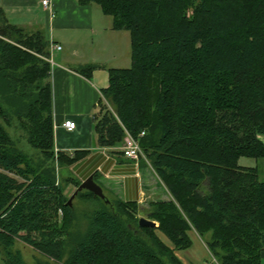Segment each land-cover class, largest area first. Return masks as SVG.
Listing matches in <instances>:
<instances>
[{
	"label": "trees",
	"instance_id": "16d2710c",
	"mask_svg": "<svg viewBox=\"0 0 264 264\" xmlns=\"http://www.w3.org/2000/svg\"><path fill=\"white\" fill-rule=\"evenodd\" d=\"M76 2L98 5L110 27L130 38V65L108 69V85L93 114L97 145L118 146L130 133L171 197L149 203L144 218L157 225L148 226L139 224L136 200L78 191L75 196L100 205L86 232L68 243L72 248L62 264H183L174 250L190 246L191 228L219 264H262L264 0ZM51 44L42 31L11 24L0 8L5 264H27L15 248L18 239L61 260L67 244L61 236L73 217L50 163L55 151ZM93 69L86 65L78 71L90 76ZM21 137L34 155L20 147ZM56 153L60 163L73 165L88 151ZM241 157L257 163L243 166ZM97 176L94 172L99 184ZM155 230L166 235L172 249Z\"/></svg>",
	"mask_w": 264,
	"mask_h": 264
},
{
	"label": "crops",
	"instance_id": "0c3cea01",
	"mask_svg": "<svg viewBox=\"0 0 264 264\" xmlns=\"http://www.w3.org/2000/svg\"><path fill=\"white\" fill-rule=\"evenodd\" d=\"M41 1L0 0V8L11 24L28 30L38 29L48 42L61 47L50 50L54 148L67 154L75 150L88 151L76 162L82 178L97 172L102 181L118 184L116 191L120 199L138 202L143 191L137 163L121 155V144L98 146L93 132V114L98 113L102 90L108 85V69L120 68L118 63L130 58V46L127 49L126 40L121 41L125 38L110 27L104 14H92L91 5H79L76 0H49L45 7ZM86 65L94 66L90 76L78 71ZM68 118L75 122L72 131L61 126ZM149 190L153 192V199H169L166 189L164 192L154 186ZM187 235L191 244L185 250L176 251L177 257L184 264H214L196 232L189 230ZM160 239L172 247L167 239ZM261 263L264 264V251Z\"/></svg>",
	"mask_w": 264,
	"mask_h": 264
},
{
	"label": "rangeland",
	"instance_id": "374dc122",
	"mask_svg": "<svg viewBox=\"0 0 264 264\" xmlns=\"http://www.w3.org/2000/svg\"><path fill=\"white\" fill-rule=\"evenodd\" d=\"M91 8H92V14H103L98 5L92 4ZM119 32L120 33H117V34H122L121 36L125 38V39H121V41L125 42V40H126L127 49H129L130 38H129L128 32L127 31H119ZM49 58H51V56ZM118 64L121 65L120 68L128 67L130 65L129 56H128L126 62H120ZM7 129L9 130V132L12 133L11 128L7 127ZM21 131L22 130H20L18 132V134H22ZM259 137H261L260 139L264 142V136H259ZM20 144H21L20 147H22L23 150H25L29 154H32V155L35 154V153H33L35 151L30 147V145H28L26 143L24 137H21V143ZM57 151L58 150L54 151V155L52 156L53 160L51 159L50 163H53V165L55 167L54 168L55 169V171H54L55 183L59 184L61 186V188L63 189V195L65 196V198L68 201L70 199V197L73 195V193L76 191V189L80 185V183L84 180V178H82V171L78 167L79 164L75 163L73 165H70V164H66V163H60L56 158L57 157V155H56ZM136 163L138 165V168H140V177H141L140 182H141L142 191H143V196H142L141 200L138 202L136 201L137 205H138L137 215L144 217L146 210L150 209L149 203L153 202V201H159L157 199H153L154 198L153 192L151 193L149 188L153 189V187L156 186V188L158 190H162L164 192H165L166 188L163 185V183L159 179L156 178V176L154 174L155 172L151 166V162L149 159L146 158L142 149H141V154L139 156V159L137 160ZM256 163H257V161L253 158L241 157L239 159V164H241V165L254 166ZM10 175L14 176L18 180H20V178L18 176L14 175L12 173H10ZM97 181L100 184V186L102 187L103 193L107 198H110L113 200H116L119 198L117 191H116V189L118 188V184L116 182H113V181L110 182V181H105V180L102 181L100 176H97ZM78 182H79V185L76 186V184ZM166 191H167V189H166ZM167 193L169 194L168 191H167ZM170 197L171 196L169 195L168 198L170 199ZM70 205L72 206L73 217L71 218L70 223L68 224V227H67L68 233L63 234L61 236L63 238L64 242L67 243L66 246L63 247L64 248V250H63L64 254H63V257H61V260H54L53 258L49 257L48 255H46V254L36 250L35 248H33L32 245L28 244L26 241L18 239L15 242V248H18L20 250L22 257L27 264H62L63 260H65V258L68 256V252L72 248V246L68 243L76 240L78 237L80 238L86 232V230L90 226L92 212L94 209L98 208L100 204L98 201L94 200L93 198H82V197L74 195V197L71 199ZM57 215H58V220H60V218L62 216V213L60 210L57 211ZM156 225H157V223H156ZM189 230L195 231L192 228ZM155 233L158 237L160 236L162 239H164V238L167 239V242H169L172 245V247H169L168 245H166L159 237V239L166 246H168L171 249L173 248V244L166 237L165 234H163L159 230H155ZM196 234H197V232H196ZM200 239L203 241V239L201 237H200ZM187 248H185V249H187ZM185 249H175L174 253L178 250L182 251ZM208 252H209V250H208ZM211 257H212L214 264H219L218 261L213 256H211ZM3 259H4V254H3V251L0 247V264H5Z\"/></svg>",
	"mask_w": 264,
	"mask_h": 264
},
{
	"label": "built area",
	"instance_id": "2783aa9c",
	"mask_svg": "<svg viewBox=\"0 0 264 264\" xmlns=\"http://www.w3.org/2000/svg\"><path fill=\"white\" fill-rule=\"evenodd\" d=\"M49 0H42L41 3L43 6H48ZM61 47L58 44H51L50 50H60ZM51 54V53H50ZM51 56V55H50ZM48 61L52 63V59L49 58ZM61 126L65 128L67 131H72L75 128V122L71 119H64L61 122ZM139 135H143V132H141ZM120 153L121 155L129 160L134 161L135 163L139 159V156L141 154V148L138 144V141L136 138L131 136L128 132L125 133L122 143L120 145Z\"/></svg>",
	"mask_w": 264,
	"mask_h": 264
},
{
	"label": "water",
	"instance_id": "95a60500",
	"mask_svg": "<svg viewBox=\"0 0 264 264\" xmlns=\"http://www.w3.org/2000/svg\"><path fill=\"white\" fill-rule=\"evenodd\" d=\"M89 190L90 192H92L93 194H95L96 196L104 199L105 195L103 193V190L101 188V186H99V184H97L94 179H93V175H89L87 178H85L80 185L77 187L76 191L73 193V195L70 197V199L67 201L68 204H71V199L74 197V195L81 190ZM139 224L140 225H148V226H156L155 221L146 219L144 217H140L139 218Z\"/></svg>",
	"mask_w": 264,
	"mask_h": 264
}]
</instances>
